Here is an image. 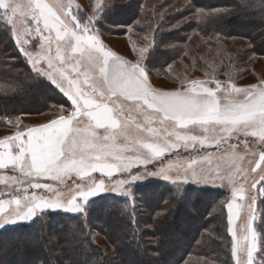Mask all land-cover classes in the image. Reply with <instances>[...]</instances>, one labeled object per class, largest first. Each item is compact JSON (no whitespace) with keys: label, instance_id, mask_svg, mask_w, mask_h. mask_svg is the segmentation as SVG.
<instances>
[{"label":"snow or ice","instance_id":"snow-or-ice-1","mask_svg":"<svg viewBox=\"0 0 264 264\" xmlns=\"http://www.w3.org/2000/svg\"><path fill=\"white\" fill-rule=\"evenodd\" d=\"M115 7L95 0L93 14L81 19L72 11V0L67 4L57 0L54 6L44 0H0V24L13 32L32 71L46 77L71 101V110H62L58 118L33 127L21 126L17 121L14 135L0 139V169L19 173L0 175V183L24 185L23 178H29L27 187L8 193L10 199H0V230L30 225L38 213L82 215L95 203L93 198L107 193L134 205L145 176L173 184H207L213 170L194 167L198 162L195 157L184 168L182 181L170 175L173 164L161 165L156 171L148 169L149 164L178 148L198 150L197 145L211 147L214 141L217 148L228 144L234 150L241 136L245 146L249 136L264 144V86L238 88L231 84L223 89V97L217 95L222 88L220 81L192 80L182 91L151 87L140 61L130 62L106 49L93 34L103 15ZM34 35L39 49L34 46L29 51L26 46ZM209 83H215V88ZM234 93L243 94V99L233 98ZM231 140L237 143H229ZM210 156L201 159L210 163ZM228 158L232 196L244 199V183L237 186L235 177L246 181L249 169L237 163L244 157L235 151ZM248 163L254 164L250 167L252 173L257 169L264 173V148L258 160ZM141 167L144 172L139 171ZM93 173L108 178L121 173L123 178L113 181L114 186L109 188L104 178H93ZM85 178L90 182L82 183ZM40 179L58 181L65 187L71 181L75 190L65 196L62 189L41 183ZM258 185L264 192V174L254 180L251 188ZM27 188L45 192H28ZM256 200L255 195L249 197L248 217L240 235L233 226V219L239 215L234 208L238 206L227 203L235 264H257V255L264 264V232L253 224L257 218Z\"/></svg>","mask_w":264,"mask_h":264},{"label":"trees","instance_id":"trees-1","mask_svg":"<svg viewBox=\"0 0 264 264\" xmlns=\"http://www.w3.org/2000/svg\"><path fill=\"white\" fill-rule=\"evenodd\" d=\"M149 1L127 0L96 27H123L144 38L148 52L141 64L158 77L185 84L189 77L181 71L187 62L205 68L203 47L214 54L209 62L223 71L233 59L241 64L247 55L264 58V0H161L152 9ZM113 16L119 20L111 21ZM232 40L244 44L230 50ZM66 103L30 70L0 24V126ZM223 195L194 188L177 192L159 182L140 186L138 208L123 197L102 195L86 216L48 213L28 226L0 231V264H234ZM258 211L257 228L264 232V199ZM71 227L76 234L67 239ZM95 228L112 254L94 244L89 232Z\"/></svg>","mask_w":264,"mask_h":264},{"label":"rangeland","instance_id":"rangeland-1","mask_svg":"<svg viewBox=\"0 0 264 264\" xmlns=\"http://www.w3.org/2000/svg\"><path fill=\"white\" fill-rule=\"evenodd\" d=\"M127 0H101L102 3L108 4V5H121L125 3ZM152 1V0H151ZM149 1V3L146 5L147 8L152 9L155 5L159 4L161 0H154V3ZM45 3H48L50 6H54L57 3V0H44ZM65 4H67L68 0H63ZM95 3V0H72V11L79 16L81 19H86L87 17L91 16L93 14V5ZM176 5H172V7L167 8L165 12L171 11ZM165 14L161 13L158 15V19L162 18ZM118 16V15H117ZM117 16H113L110 20L113 22L115 20H119ZM120 17V16H119ZM122 18V17H121ZM116 24V23H115ZM9 34L11 39L13 40L19 54L21 57L25 60V63L32 71L31 65L29 64L28 60L25 58V56L21 53L19 50V45L16 43L13 32L10 30L9 27ZM97 28V31L93 32V34L98 36V39L102 42V44L105 46L106 49L112 50L116 52L118 55L122 56L124 59L130 61V62H137L140 61L143 62L147 52H148V46L146 45L145 39L142 37H137L134 35L130 29H125L123 27L118 26H112V25H105L104 29ZM126 31L125 34L123 32ZM52 35L54 36L55 33L53 32ZM133 35V36H132ZM45 46L47 45V41H44ZM227 44L229 45L230 50H236V47L242 46L244 44L241 40H232L227 41ZM36 47V49H39V41L36 39L35 35L32 38V43L27 45L29 51L33 50V47ZM141 49H145L144 52H141ZM234 50V51H235ZM233 51V52H234ZM203 54L201 55V62L204 63L205 68L203 69H195L193 66V63L191 65V62H187L185 69H182L181 73L185 72L182 76L189 77L188 82L185 84H176L173 82L167 81L165 78L158 77L157 74L153 71H147L149 75V79L155 83V85L164 91H175V90H181L186 89L189 87L190 81L192 80H200V81H220L222 84V87L224 88H230L231 84H235L238 88H246L249 85H257L258 87L264 86L261 84L262 81H264V58L257 57L255 55H247L245 56L247 61L245 63H237L233 61H227L228 65L223 66L222 68H227L225 71L221 70L217 65H213L212 62H209V60L214 55L213 52L209 48L202 49ZM235 55V54H234ZM233 55V56H234ZM234 58V57H232ZM230 60H232L229 57ZM233 62V63H232ZM217 66V67H216ZM33 72V71H32ZM35 73V72H33ZM42 77L45 81H47L52 87H54L62 97L65 98L67 105H56L50 108V110L44 114L40 115H31V116H20L16 119H14L12 122L4 120L0 126V139H2L5 136H12L14 135L15 131L18 129L14 127V125L17 124V121H19L21 126L25 127H33L38 126L40 124H44L49 122L51 119L58 118V115L61 113L62 110H68L70 111L71 101L68 99L67 96H65L63 93L59 91V89L52 84L46 77ZM228 79V80H227ZM210 87L215 88V83H209ZM219 92H217L218 94ZM225 94L220 92L218 94V97H223ZM233 98L235 99H241L243 98V94H233ZM142 119V118H141ZM146 135V134H145ZM161 135H164L163 131L161 130ZM207 135L211 136L212 133H208ZM174 139V138H173ZM244 137H240V141L238 143V146L236 149H229L228 144H221L219 148L215 146L214 141L212 142V146L208 147L205 146L203 148L200 147V145H197L198 150H192L189 149L188 151H185L183 148H178L172 153H167L164 157L161 159H158L154 161L152 164L148 165L149 170L156 171L158 170L161 165H168L173 164L174 167L171 170L170 175L173 177H176L178 181H182L184 179L183 177V171L184 168L187 166V164L190 162V158L195 157L197 159V164L194 165L197 169H199L201 166L205 167L206 169L213 170L212 178L205 183L201 184H195V183H177L173 184L171 181H165L160 177H148L145 176V178L140 182V186L149 184V183H162L164 187L166 188H172L174 191L177 192H184L186 190H190L192 188L198 189L201 191H205L208 193H222L224 194L222 199V203L225 204V212L227 217V223H228V209H227V203L232 202L234 205L238 206L234 208V212H238V218L233 219V226L236 227L238 235H240V228L241 225H243L248 217V205L250 203L249 197L255 195L257 196L256 200V212H257V218L253 222L254 227H257L261 221V216L259 210V206L262 204V201L264 199V192L261 191V186H257V188H251L252 183L254 180L259 179V176L262 173L261 169H257L255 173H252L250 171V167H254V164L249 165V160L256 161L259 157V152L261 148H264V144H262L258 138L255 137H247V146L243 143ZM229 143H237L235 140L229 141ZM235 151L239 155H242L244 159L242 161H237V163L240 164V166L244 169H249L247 173V179L246 181H242L240 176H236V182L237 186H239L240 183H244L245 187V193H244V199L233 198L232 196V185L229 182V175L231 174V161L228 157L231 156L232 152ZM211 153L210 156V163L205 162L201 159V157H207L208 154ZM225 157L224 159H221V157ZM262 168H264V165H262ZM137 169L134 168L133 172H136ZM140 172H144V169L141 167L139 169ZM177 173H180L179 176H177ZM17 175L19 176V173H12L10 169H0V175ZM93 178H104L106 181V184L109 188L113 187V181L123 178V174L116 173L112 178L108 177H100L99 173H93ZM25 180L24 185L19 184H12L10 186H6L3 183H0V199H10V195L8 193H14L17 188L27 187V179L29 178H23ZM33 182H37L36 180H33ZM39 182L41 183H49L53 185L54 188H60L64 191L65 196L69 194V192H74L75 190V184L71 181L68 182L67 187L60 184L58 181H52V180H43L40 179ZM90 182L89 178H85V181L82 183ZM28 192H38L40 194H43L45 190L40 189H31L27 188ZM111 195H115L112 193H107ZM103 194V195H107ZM47 195H51L50 192L47 193ZM118 197H121L119 195H116ZM97 198V197H96ZM94 199V198H93ZM140 197H137L135 200V204L133 205L130 202V208H132V205L137 207H140ZM132 204V205H131ZM11 207H15V205H12ZM88 211V209H87ZM87 211L82 214L86 216ZM48 213H60V214H72L76 215L75 213H65L62 211L58 212H45L43 214L38 213L37 218L34 220H38L40 217H43L44 215H47ZM28 226V225H26ZM228 223V228H229ZM72 231H68L67 233H64L67 239L73 237V235L76 234L75 228L71 227ZM74 228V229H73ZM2 231V230H0ZM92 235V240L95 245L102 248L105 255L112 254L113 250L112 248L105 242V240L98 234L96 231V228L92 231H90ZM229 233V231H228ZM232 241V236L229 233ZM42 238V237H41ZM84 259V258H83ZM83 262L82 259L80 260V263ZM233 262L235 264V260L233 258ZM257 264H260V255H257Z\"/></svg>","mask_w":264,"mask_h":264},{"label":"crops","instance_id":"crops-1","mask_svg":"<svg viewBox=\"0 0 264 264\" xmlns=\"http://www.w3.org/2000/svg\"><path fill=\"white\" fill-rule=\"evenodd\" d=\"M147 76H148V83H149V85H150L151 87H153V88H155V89H157V90H159V91H164V90L159 89V88L155 85V83H153V82L149 79L148 72H147ZM223 89H224V87H222L218 92H219V93L222 92L223 94H225ZM182 90H184V89H181V91H182ZM219 93H218V94H219ZM218 94H217V95H218ZM241 99H243V98H241Z\"/></svg>","mask_w":264,"mask_h":264}]
</instances>
